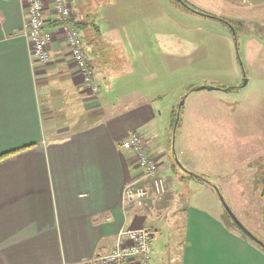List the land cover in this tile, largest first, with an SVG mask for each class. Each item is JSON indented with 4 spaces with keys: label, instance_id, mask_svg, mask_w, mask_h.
<instances>
[{
    "label": "crops",
    "instance_id": "crops-1",
    "mask_svg": "<svg viewBox=\"0 0 264 264\" xmlns=\"http://www.w3.org/2000/svg\"><path fill=\"white\" fill-rule=\"evenodd\" d=\"M97 1H70L71 19L85 27V57L98 84L93 95L71 62L51 0H43L51 33L46 64L21 34L22 0H0V155L19 149L0 158V264H75L109 251L121 228L142 221L138 211L146 221L168 209L170 191L156 201L149 187L142 209L123 205V188L138 174L123 143L152 112L147 101L125 110L132 93L121 94V34L97 32ZM60 77L84 103L77 122L54 130L46 123L53 118L42 111L51 92L62 94L53 82ZM182 218L172 251L167 241L154 253L158 229L147 224L153 232L150 264H264V249L222 214L188 206Z\"/></svg>",
    "mask_w": 264,
    "mask_h": 264
},
{
    "label": "rangeland",
    "instance_id": "rangeland-1",
    "mask_svg": "<svg viewBox=\"0 0 264 264\" xmlns=\"http://www.w3.org/2000/svg\"><path fill=\"white\" fill-rule=\"evenodd\" d=\"M185 1L222 22L176 0H98L92 19L97 32L121 34L126 59L121 94L132 93L125 110L131 113L143 101L150 104L152 118L138 133L159 158L170 199L164 214L144 225L150 222L158 229L154 253L165 249L167 241L172 251L178 242L174 231L188 206L220 213L233 226L222 196L264 243L259 194L264 177V0ZM131 66L132 71H124ZM243 74L248 80L242 86ZM53 82L62 94L51 92L42 115L53 118L46 123L56 130L79 120L84 101L63 78ZM198 85L214 87L194 90Z\"/></svg>",
    "mask_w": 264,
    "mask_h": 264
},
{
    "label": "built area",
    "instance_id": "built-area-1",
    "mask_svg": "<svg viewBox=\"0 0 264 264\" xmlns=\"http://www.w3.org/2000/svg\"><path fill=\"white\" fill-rule=\"evenodd\" d=\"M70 1L51 0L55 14L62 21L59 32L64 37L71 62L82 83L91 92H97L98 84L87 65L81 33L68 22L71 18ZM22 3L24 20L21 34L30 39L31 50L37 61L46 64L50 61L47 45L51 40V33L45 29L43 0H22ZM123 144L134 160L138 174L124 186L122 202L123 205L131 204L142 209L149 194L148 187L156 201L165 195L166 184L159 171V158L149 151L147 139L136 131L129 132ZM140 213L138 211L136 216L142 221H135L121 228L109 251L95 254L75 264H150L153 232L144 225Z\"/></svg>",
    "mask_w": 264,
    "mask_h": 264
},
{
    "label": "trees",
    "instance_id": "trees-1",
    "mask_svg": "<svg viewBox=\"0 0 264 264\" xmlns=\"http://www.w3.org/2000/svg\"><path fill=\"white\" fill-rule=\"evenodd\" d=\"M177 2H180L185 8H187L189 11H191V12H195V13H198L199 15H202V16H206V17H211V18H215V19H219L221 22H222V20H221V18H218V17H216V16H212V14H210V13H206V12H203V11H198L199 9H197V8H195L193 5H191V4H189L187 1H185V0H176ZM73 27H75L77 30H79L80 31V33H81V36H82V40H83V43L85 42L84 41V38H85V35H84V33H83V31H84V29H85V27L80 23V22H73V20L70 18L69 19V21H68ZM234 29H236L235 27H234ZM231 34H232V36H233V33H232V31H231ZM235 35H236V33H235ZM84 54H85V48H84ZM86 58V57H85ZM86 62H87V60H86ZM87 65H88V63H87ZM88 67H89V65H88ZM233 87H235V86H233ZM176 111H177V109H175V110H172L171 111V122H170V124H171V127H173V121H174V118H175V115H176ZM177 124H178V122H177ZM177 126V125H176ZM17 150H19V149H16V150H13V151H11V152H7V153H4V154H1L0 155V158H2V157H5V156H8V155H11L12 153H14L15 151H17ZM187 173V172H186ZM188 175H192V176H194L195 174H188ZM196 177H198V178H202V177H200V176H198V175H195ZM260 197L263 199V203H262V205H261V209H260V217H261V223H262V226H263V228H264V177H263V179H262V184H261V187H260ZM228 216V215H227ZM228 218H229V216H228ZM230 219V218H229ZM230 221H231V219H230ZM231 223L233 224V226L235 227V228H237V226L231 221ZM237 230L239 231V233L240 234H242L245 238H247L248 240H250V241H252L250 238H248L243 232H241L240 230H239V228H237Z\"/></svg>",
    "mask_w": 264,
    "mask_h": 264
},
{
    "label": "water",
    "instance_id": "water-1",
    "mask_svg": "<svg viewBox=\"0 0 264 264\" xmlns=\"http://www.w3.org/2000/svg\"><path fill=\"white\" fill-rule=\"evenodd\" d=\"M247 82V77L243 74V81H242V86L245 85ZM214 86L212 85H198V86H194L193 89L197 90V89H201V88H207V89H211ZM227 89H231V87H228ZM177 113L175 115L174 121H173V129L176 128L177 125ZM195 176V175H194ZM196 177V176H195ZM220 200L222 202L223 208L225 210V212L227 213V215L229 216V218L231 219V221L237 226V228H239V230L241 232H243L248 238H250L254 243H256L257 245H259L261 248L264 249V243L258 239L248 228L247 226H245L238 218L237 216L234 214V212L231 210V208L229 207V205L223 200L222 196H220Z\"/></svg>",
    "mask_w": 264,
    "mask_h": 264
}]
</instances>
